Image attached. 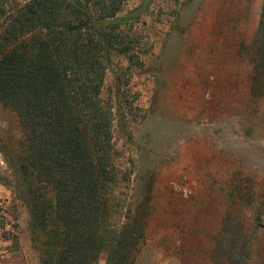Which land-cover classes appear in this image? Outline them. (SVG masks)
Instances as JSON below:
<instances>
[{"label":"rangeland","instance_id":"obj_1","mask_svg":"<svg viewBox=\"0 0 264 264\" xmlns=\"http://www.w3.org/2000/svg\"><path fill=\"white\" fill-rule=\"evenodd\" d=\"M131 12L143 64L115 55L105 96L127 172L116 192L149 212L132 264H216L221 243L264 264V0H126ZM21 138L0 101V264H43L47 233L13 170Z\"/></svg>","mask_w":264,"mask_h":264},{"label":"trees","instance_id":"obj_2","mask_svg":"<svg viewBox=\"0 0 264 264\" xmlns=\"http://www.w3.org/2000/svg\"><path fill=\"white\" fill-rule=\"evenodd\" d=\"M125 7L126 0H0V101L22 131L13 170L47 233L43 264H95L107 234L108 264H132L138 251L149 212L125 206L116 192L127 172L115 104L105 96L115 55L143 64L137 16ZM221 248L215 263L237 264Z\"/></svg>","mask_w":264,"mask_h":264},{"label":"bare ground","instance_id":"obj_3","mask_svg":"<svg viewBox=\"0 0 264 264\" xmlns=\"http://www.w3.org/2000/svg\"><path fill=\"white\" fill-rule=\"evenodd\" d=\"M257 148H258V145H257Z\"/></svg>","mask_w":264,"mask_h":264}]
</instances>
